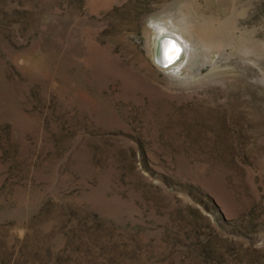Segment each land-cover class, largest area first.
I'll use <instances>...</instances> for the list:
<instances>
[{
  "label": "rangeland",
  "instance_id": "rangeland-1",
  "mask_svg": "<svg viewBox=\"0 0 264 264\" xmlns=\"http://www.w3.org/2000/svg\"><path fill=\"white\" fill-rule=\"evenodd\" d=\"M195 1L0 0V264H264V0Z\"/></svg>",
  "mask_w": 264,
  "mask_h": 264
},
{
  "label": "bare ground",
  "instance_id": "bare-ground-1",
  "mask_svg": "<svg viewBox=\"0 0 264 264\" xmlns=\"http://www.w3.org/2000/svg\"><path fill=\"white\" fill-rule=\"evenodd\" d=\"M204 6L200 7V4L198 3V0L195 1V9H201L203 14H201V17H199V20H196V25L194 26L196 29L197 34L202 38L205 42H212L215 44H225L228 45L230 43V27L232 19H226L222 23H220L218 26L215 25V16L206 15L205 13L210 12V10L213 8V0H203ZM219 4L221 5H229L231 2L230 0H218ZM229 7V6H228ZM195 12L193 11V14ZM197 13V12H196ZM198 16H200L198 14ZM188 17V16H187ZM197 17V16H195ZM235 20V19H234ZM189 21V17L188 20ZM193 22L195 21L192 20Z\"/></svg>",
  "mask_w": 264,
  "mask_h": 264
},
{
  "label": "water",
  "instance_id": "water-1",
  "mask_svg": "<svg viewBox=\"0 0 264 264\" xmlns=\"http://www.w3.org/2000/svg\"><path fill=\"white\" fill-rule=\"evenodd\" d=\"M161 40H164V49L168 48V41L169 40H174L176 42V44L182 49V52L179 56V59H177L174 63L169 64L168 61L166 60L165 56L162 55V53H161V45H160L159 56H158L159 65L163 69L173 68L175 64H177L179 61H181L183 59V56L185 53V46L179 38H177L176 36H173V35L162 36Z\"/></svg>",
  "mask_w": 264,
  "mask_h": 264
},
{
  "label": "snow or ice",
  "instance_id": "snow-or-ice-1",
  "mask_svg": "<svg viewBox=\"0 0 264 264\" xmlns=\"http://www.w3.org/2000/svg\"><path fill=\"white\" fill-rule=\"evenodd\" d=\"M161 53L165 56L168 63H174L182 52V49L176 44L174 40L168 41V48L164 49V40L160 41Z\"/></svg>",
  "mask_w": 264,
  "mask_h": 264
}]
</instances>
